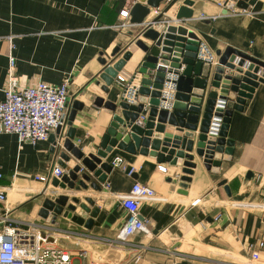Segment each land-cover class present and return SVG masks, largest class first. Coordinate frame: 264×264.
Segmentation results:
<instances>
[{
	"label": "crops",
	"instance_id": "obj_1",
	"mask_svg": "<svg viewBox=\"0 0 264 264\" xmlns=\"http://www.w3.org/2000/svg\"><path fill=\"white\" fill-rule=\"evenodd\" d=\"M146 1L0 0V101L9 86L10 57L16 60L15 75L21 87L67 82L72 108L76 102L84 106L69 127L75 130V146L87 156L103 152L102 160L109 165L117 157L124 160V167L113 168L106 183L100 185V193L89 187L86 192L70 194L81 203L82 198L96 201L100 213L88 230L63 217L52 222L39 215L47 199L63 194L52 181L46 184L36 179L59 165L60 159L53 153L54 134L36 146H20L13 134L0 135V193H6V201L0 202V230L10 222L40 232L50 244L56 240L54 246L69 250L73 264H109L102 260L109 252L118 254L119 264H134L137 253L142 254L143 264L173 260L176 264H264V249L257 246L264 240V215L237 206L239 202L264 203V84L258 85L242 111L232 112L226 140L233 145L215 155L214 160L222 161L220 167H208L196 155L195 143L192 175L184 173L185 160L172 165L140 151H102L101 144L116 116L95 106L98 98L116 104L123 94L117 82L109 93L102 90L104 83H98L104 70L101 59L114 64L126 52L132 53L118 74L130 81L147 56L138 43L146 47L154 44L143 36L151 21L159 24L158 32L182 26L215 53L232 49L264 64V0L230 13L222 8L228 0H196L192 19L180 22L176 14L186 0L172 6L167 0L150 9L143 23H133L132 17L131 27L121 29L120 13L136 4L145 6ZM116 48L120 53L112 60ZM226 150L231 154L225 161ZM76 163L73 159L68 166ZM135 183L154 190L158 200L144 202L140 208L150 234L122 242L117 236L128 216L119 197L129 194ZM197 200L200 202L194 205ZM81 216L90 219L89 214ZM251 245L260 254L258 261L252 259Z\"/></svg>",
	"mask_w": 264,
	"mask_h": 264
},
{
	"label": "water",
	"instance_id": "obj_2",
	"mask_svg": "<svg viewBox=\"0 0 264 264\" xmlns=\"http://www.w3.org/2000/svg\"><path fill=\"white\" fill-rule=\"evenodd\" d=\"M171 6L178 0H171ZM196 0H186L176 14L177 20L192 19ZM237 7L247 10L249 5H254L257 0H236ZM167 0H147L146 5L136 4L132 10L133 23L141 24L150 14V9H157ZM143 36L151 40L152 47H146L142 43L138 46L146 53V58L134 74L131 81L139 85L140 97L138 106H129L121 98L118 103L105 102L96 99L95 106L106 108L115 116V122L108 130L101 144L102 151L110 153L113 148H118L134 154L140 151L143 155H149L158 159L160 163L170 162L172 165H181L184 162V173L192 175L195 169V157L193 148L196 143L195 153L202 158L208 167H220L221 160H214L217 153H222L227 145L228 149L233 145L226 140V131L232 112L242 111L247 99L252 97L259 84H264V64L242 53L227 49L216 55L219 63L216 67L197 61L199 38L186 28L170 26L165 32L152 29L146 30ZM120 48H116L112 54V60L117 58ZM132 58V53L126 52L122 58L115 62L101 59L104 70L99 75L101 88L105 93L116 84L118 74ZM182 70L176 101L173 112L159 111L160 92L163 78L169 71ZM217 100L225 101L228 109L222 133L219 138L208 136L210 122L214 114ZM149 104L150 109L145 124L140 126L137 121L143 113L144 105ZM81 103H74L68 117V126L71 127L76 115L82 111ZM220 115V114H219ZM198 131V135L196 132ZM60 130L57 131L59 133ZM75 130L70 129L64 140L59 154L55 147L53 153L59 156V165L69 174L61 179H53L52 186L56 189L69 192H86L89 187L100 193L107 181V176L113 167L103 162L104 153L85 155L81 149L73 143ZM56 145L55 139L53 146ZM225 161L229 160L231 152L226 150ZM77 163L70 167L72 160ZM184 181H189L184 178ZM229 193L228 187H225ZM88 205L81 200L68 195L52 196L47 199L40 211V217L47 221L56 222L59 217L71 220L74 223L91 230L95 219L100 213L96 207V201L85 198ZM73 202L74 204H72ZM89 214L90 219L85 220L81 215ZM111 260L116 258L111 255Z\"/></svg>",
	"mask_w": 264,
	"mask_h": 264
},
{
	"label": "built area",
	"instance_id": "obj_3",
	"mask_svg": "<svg viewBox=\"0 0 264 264\" xmlns=\"http://www.w3.org/2000/svg\"><path fill=\"white\" fill-rule=\"evenodd\" d=\"M117 1V0H110ZM222 8L226 12L237 11V1L228 0L222 3ZM158 14V11H154ZM122 23L119 25L121 29L131 27L130 19L132 18L131 10L125 9L120 13ZM180 22V20H178ZM167 22V21H166ZM165 23V22H160ZM159 30V24L149 22L143 29ZM197 61L216 67L219 63V57L211 49V47L202 39H199ZM182 70L169 71L163 78L162 88L160 92L159 111L173 112V105L176 101V94L182 75ZM16 60L9 58V86L4 91V97L0 101V135L13 134L17 137L20 146L31 144L36 146L40 142H46L54 134L56 145L54 146L59 154L64 140L67 138L69 130L68 117L72 110V96L70 87L67 82L59 86H52L46 83H40L35 87H21L15 75ZM117 83L123 89L122 99L129 106H138L140 97V86L131 80L119 78ZM149 104L144 105L143 113H141L137 124L142 126L145 124ZM228 106L225 101L217 100L214 107V114L209 126L208 136L219 138L223 130L225 112ZM220 114V115H219ZM60 130L59 133L57 131ZM58 156V155H56ZM59 157V156H58ZM111 166L113 168L124 167L122 158H115ZM70 170L63 169L60 165L54 164L47 175L38 176L36 179L40 182L49 184L53 179H61L69 174ZM2 174L0 173V179ZM158 197L154 190L135 183L129 194L119 197L121 207L127 212V221L119 232L118 240L124 242L139 234H150L148 222L140 217V208L144 202L157 201ZM6 201V193H0V202ZM200 200L194 202L197 205ZM250 205V206H249ZM238 203L241 208H262L253 204ZM220 216L216 217L218 221ZM50 244L47 237L40 232L30 229H21L13 223H4L0 230V264H73L72 254L69 250ZM260 249H264V240L257 243ZM252 249V259L258 261L260 254ZM138 258L135 264H139ZM177 261H169L164 264H176Z\"/></svg>",
	"mask_w": 264,
	"mask_h": 264
},
{
	"label": "rangeland",
	"instance_id": "obj_4",
	"mask_svg": "<svg viewBox=\"0 0 264 264\" xmlns=\"http://www.w3.org/2000/svg\"><path fill=\"white\" fill-rule=\"evenodd\" d=\"M262 190H263V188H262ZM59 191L61 192V193H63L62 195H68L70 198H71V200H72V198L74 197V196H71L70 194H72V195H74V193L75 194H77L75 191H74V193L73 192H69V191H63V190H61V189H59ZM264 191V190H263ZM52 196H57V193H55V194H53ZM83 199V203L82 204H85V205H88V203L85 201V198H82ZM81 200V199H80ZM72 204H74L73 202H71ZM239 203H243V204H246V203H244V202H239ZM238 204V203H237ZM249 204H253V205H257V206H262V208H257V207H255V208H245V209H250V210H252L253 212H257L258 214H262V215H264V203L263 202H254V203H248V205ZM250 206V205H249ZM131 239V238H130ZM129 239V240H130ZM128 241V240H127ZM127 241H124V242H127ZM111 255H113L116 259L115 260H111V258L109 257V256H111ZM140 259V263L139 264H143V260H142V254L141 253H137V254H135L134 255V258H133V261H134V264H135V262H136V260L137 259ZM100 259V258H99ZM102 260H103V262L104 263H109V264H119V261H120V258H119V256H118V254L117 253H115V252H109L106 256H105V258H102ZM168 262V261H167ZM167 262H165V263H167ZM252 264H257L256 262H254V263H252Z\"/></svg>",
	"mask_w": 264,
	"mask_h": 264
}]
</instances>
